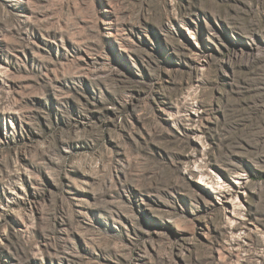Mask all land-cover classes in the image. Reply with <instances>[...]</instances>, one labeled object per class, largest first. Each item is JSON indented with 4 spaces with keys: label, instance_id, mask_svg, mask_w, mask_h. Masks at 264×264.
<instances>
[{
    "label": "rangeland",
    "instance_id": "1",
    "mask_svg": "<svg viewBox=\"0 0 264 264\" xmlns=\"http://www.w3.org/2000/svg\"><path fill=\"white\" fill-rule=\"evenodd\" d=\"M0 264H264V0H0Z\"/></svg>",
    "mask_w": 264,
    "mask_h": 264
}]
</instances>
